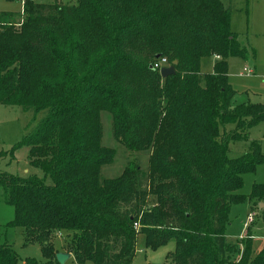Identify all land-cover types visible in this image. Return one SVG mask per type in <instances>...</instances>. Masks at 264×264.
Instances as JSON below:
<instances>
[{
  "label": "trees",
  "instance_id": "1",
  "mask_svg": "<svg viewBox=\"0 0 264 264\" xmlns=\"http://www.w3.org/2000/svg\"><path fill=\"white\" fill-rule=\"evenodd\" d=\"M231 18L221 0H23L18 17L0 13V105L46 113L21 143L44 177L0 172V190L14 209L7 226L46 264L59 252L76 264H133L140 234L147 249L174 241L168 264H264L253 240L242 250L225 234L231 208L248 199L244 175L264 164L257 141L230 157L264 122V103L232 105L229 60L255 53ZM207 57L217 61L202 74ZM162 58L178 63L166 79L154 68ZM102 113L118 143L149 152L147 170L129 162L102 179L115 157L102 145ZM249 199L251 210L264 204V182ZM0 264L38 262L4 243Z\"/></svg>",
  "mask_w": 264,
  "mask_h": 264
},
{
  "label": "rangeland",
  "instance_id": "2",
  "mask_svg": "<svg viewBox=\"0 0 264 264\" xmlns=\"http://www.w3.org/2000/svg\"><path fill=\"white\" fill-rule=\"evenodd\" d=\"M49 4L56 0H37ZM63 5L75 4L76 0H58ZM232 10L231 29L242 35V40L254 50L255 56L246 62L232 58L229 63V82L236 92L232 105L242 102L264 103V0H221ZM23 11V0H0V13H13L18 17ZM247 38V39H245ZM216 59L207 57L201 60L202 74L213 72ZM252 71L247 75L246 71ZM45 112L35 115L33 111H26L17 106L0 105V172L8 175L27 177L37 175L43 178L39 169L32 167L28 161L29 148L21 145L24 138L30 134L45 117ZM102 145L115 152L113 163L102 167V179H112L119 176L129 162L137 163L143 170H147L149 152H130L118 143L112 130V119L109 114H101ZM257 141L261 144L264 154V122H261L249 132L248 141L237 142L232 145L231 158H237L249 151V143ZM244 186L240 194L248 197L246 202L234 205L229 214V223L225 234L230 244L243 250V241L253 240L252 250L264 249V207L251 210L249 195L254 184L264 182V164L257 167L252 174L243 177ZM50 183V180H47ZM254 214L251 224L247 223L248 216ZM14 218V209L5 203L3 192L0 190V244H10L21 258L35 259L38 264H46L41 248L38 244H24V233L21 228H10L7 224ZM250 231L252 234H249ZM246 235V236H245ZM65 238L55 239L58 250L64 244ZM241 245V246H240ZM260 248V249H258ZM175 250V243L170 240L165 246L156 250L147 249L145 236L137 238L136 254L133 264H168L167 256ZM242 253L240 252V256ZM240 256L238 257L240 259ZM66 264H76L70 259Z\"/></svg>",
  "mask_w": 264,
  "mask_h": 264
},
{
  "label": "water",
  "instance_id": "3",
  "mask_svg": "<svg viewBox=\"0 0 264 264\" xmlns=\"http://www.w3.org/2000/svg\"><path fill=\"white\" fill-rule=\"evenodd\" d=\"M159 56L157 57V59ZM178 65L177 61L173 62L170 66L164 67L160 70V75L163 79H166L170 76H173L176 73V66ZM260 207H264V204H260ZM72 255L66 252H59L56 254V260L59 264H66Z\"/></svg>",
  "mask_w": 264,
  "mask_h": 264
},
{
  "label": "built area",
  "instance_id": "4",
  "mask_svg": "<svg viewBox=\"0 0 264 264\" xmlns=\"http://www.w3.org/2000/svg\"><path fill=\"white\" fill-rule=\"evenodd\" d=\"M168 66H170V65H169L167 59L162 58L157 63H155L154 68L155 69H158L160 71L162 68L168 67ZM246 74L247 75H252L253 72L249 70V71H246ZM253 218H254V214L249 215L248 216V219H247V223L248 224H251V222L253 221ZM242 239H243V237H242Z\"/></svg>",
  "mask_w": 264,
  "mask_h": 264
},
{
  "label": "crops",
  "instance_id": "5",
  "mask_svg": "<svg viewBox=\"0 0 264 264\" xmlns=\"http://www.w3.org/2000/svg\"><path fill=\"white\" fill-rule=\"evenodd\" d=\"M225 5V4H224ZM226 6V5H225ZM233 31V30H232ZM234 32V31H233ZM234 33H236V32H234ZM236 34H238V35H240L239 33H236ZM240 39L242 40V35H240ZM245 39H247V38H245ZM243 41V40H242ZM253 57V56H252ZM213 58H215L216 59V61H217V57H213ZM232 59V58H231ZM230 59V60H231ZM230 60H229V63H230ZM215 61V62H216ZM246 62V61H245ZM242 239V238H241ZM258 249H260V248H258ZM260 250H258V252H259ZM257 253V252H256Z\"/></svg>",
  "mask_w": 264,
  "mask_h": 264
}]
</instances>
